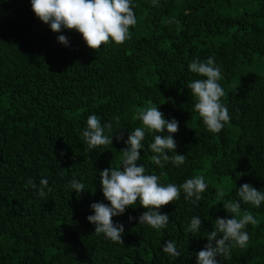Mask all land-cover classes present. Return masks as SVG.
<instances>
[{"label": "trees", "instance_id": "obj_1", "mask_svg": "<svg viewBox=\"0 0 264 264\" xmlns=\"http://www.w3.org/2000/svg\"><path fill=\"white\" fill-rule=\"evenodd\" d=\"M137 20L123 44L87 47L75 30L55 33L33 13L31 0H0V264H196L207 232L223 209L237 200L236 189L250 184L264 191V0H132ZM64 35L69 45L58 42ZM215 57L230 122L211 133L193 111L188 84L200 77L188 65ZM152 105L179 127L173 134L179 167L152 162L146 133L140 151L146 174L159 183L181 185L203 176L207 188L193 203L180 198L163 206L162 229L138 225L146 211L137 204L112 218L123 224V244L96 235L91 205L109 204L99 173L120 168L131 131L142 126L137 113ZM111 122L112 144L88 150L82 133L87 118ZM166 134V133H165ZM122 137V139H117ZM171 155V153H170ZM48 180L46 195L27 184ZM84 184L77 194L70 182ZM224 192L223 200L217 191ZM194 199V198H193ZM256 224L249 241L219 264H264V202H241ZM202 221L187 231L191 218ZM129 217L134 219L129 221ZM175 241L178 258L162 251Z\"/></svg>", "mask_w": 264, "mask_h": 264}, {"label": "clouds", "instance_id": "obj_2", "mask_svg": "<svg viewBox=\"0 0 264 264\" xmlns=\"http://www.w3.org/2000/svg\"><path fill=\"white\" fill-rule=\"evenodd\" d=\"M153 6H156V0H153ZM31 8L35 16L49 25L53 32L75 30L82 36L87 47L94 51L110 42L123 44L130 38L129 29L137 23L132 0H31ZM58 42L64 46L69 45L64 35L58 36ZM214 61V56L203 62L197 58L188 65L189 71L200 77L189 83L188 88L195 100L193 111L199 114L209 132L219 133L230 122V116L227 107L221 103L225 92L218 83L222 79L221 69ZM136 119L141 121L142 126L130 132L125 141L126 147L119 152L122 166H110L99 173L103 196L110 206L103 202L93 203L91 209L94 214L87 217L88 222L95 225L96 235L103 234L106 239L120 244L124 243V225L114 224L112 218L123 215L128 207L139 202L146 211L138 217V225L158 230L169 222V216L162 214L160 209L179 199L181 190L185 200L191 199L196 203L202 199L201 194L207 188L203 176H195L179 186L172 183L164 186L159 183L158 175L146 174L144 165L137 164L141 159L140 151L144 148L142 141L146 133L155 134L154 142L148 145L155 165L164 167L171 162L179 167L185 163L186 156L175 151L177 145L173 134L178 131V121L165 119L151 101L148 107L137 113ZM86 124L82 136L88 150L112 144L113 135L109 137L104 134L106 129L111 131V122L102 125L96 115H90ZM27 184L37 189L40 197L46 195L45 189L48 192L52 190L48 188V180L45 178L40 179L39 186L32 178H29ZM70 187L79 194L84 192L85 186L73 179ZM216 196L223 200L224 192L219 190ZM236 196L237 200H229L223 204V209L230 218L215 219L213 230L207 232L208 243L196 253V264H219L217 257L231 259L233 248H244L247 245L249 235L245 228L257 221L252 213H241V202L258 208L264 202V191L257 190L250 184H243L236 189ZM133 219L129 217V221ZM201 225L200 217H192L187 231L198 233ZM162 251L173 258L180 256L176 243L172 240L163 245Z\"/></svg>", "mask_w": 264, "mask_h": 264}]
</instances>
